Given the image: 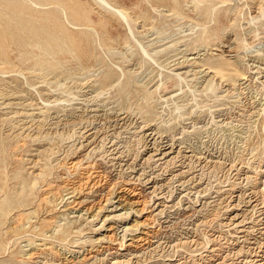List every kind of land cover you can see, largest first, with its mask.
Listing matches in <instances>:
<instances>
[{
  "label": "rangeland",
  "instance_id": "obj_1",
  "mask_svg": "<svg viewBox=\"0 0 264 264\" xmlns=\"http://www.w3.org/2000/svg\"><path fill=\"white\" fill-rule=\"evenodd\" d=\"M105 1L0 0V264H61L43 242L78 264H215L216 243L253 247L264 236L235 239L261 209L245 196L264 181V0ZM161 145L172 162L144 160ZM124 226L147 244L110 255L102 236Z\"/></svg>",
  "mask_w": 264,
  "mask_h": 264
},
{
  "label": "bare ground",
  "instance_id": "obj_2",
  "mask_svg": "<svg viewBox=\"0 0 264 264\" xmlns=\"http://www.w3.org/2000/svg\"><path fill=\"white\" fill-rule=\"evenodd\" d=\"M98 1H101V3L103 4V5H105V4H107L106 3V1L105 0H98ZM260 2V1H259ZM259 4V3H258ZM259 13L257 14V15H254V16H252L251 17V21H254V20H257L258 18L257 17H259V16H264V7H261V8H259ZM116 13H118V14H120V15H123L122 14V11H120V10H117L116 11ZM256 24H257V22H256ZM262 29H264V25H261L260 27L259 26H257V27H255V29L254 30H251V33H252V36H253V38H255V37H257L258 36V30H262ZM30 32V31H29ZM28 32V33H29ZM32 33H34V32H32ZM248 34V33H247ZM28 35V34H27ZM262 35H264V34H262ZM4 38V37H3ZM252 38V37H251ZM258 40V39H257ZM259 40H260V38H259ZM255 41V40H254ZM2 42L4 43V41H3V39H2ZM1 43V42H0ZM245 43V42H244ZM2 44V43H1ZM233 44V43H232ZM40 46V45H39ZM234 46V45H233ZM236 46H238V45H236ZM3 48H4V45H3ZM1 49V48H0ZM240 49V48H239ZM2 50V49H1ZM231 50V49H230ZM2 52V51H1ZM40 60V59H39ZM42 61V63H43V59H41ZM35 63V62H34ZM46 63V62H45ZM37 64V63H36ZM35 64V65H36ZM39 65H41V64H39ZM48 65V64H47ZM49 66H50V64H49ZM45 66H43V68H44ZM42 68V67H41ZM212 68L214 69V67L212 66ZM216 68V67H215ZM46 69V68H45ZM48 69V68H47ZM215 71H218V70H215ZM214 73V72H213ZM179 74V73H178ZM215 75V74H214ZM218 76H220V75H218ZM214 77V76H213ZM176 78V77H175ZM166 83V82H165ZM175 85V79H173V80H171L170 82H167V87H173ZM166 86V85H165ZM254 109V108H253ZM255 113V112H254ZM81 119V118H80ZM68 121V120H67ZM71 121V120H70ZM77 122V121H76ZM83 122V121H82ZM67 125V124H66ZM68 126V125H67ZM84 132V131H83ZM91 135V134H90ZM90 138V137H89ZM93 140V139H92ZM91 142V141H90ZM91 144V143H90ZM173 144V143H172ZM171 144V145H172ZM81 145V144H80ZM173 145H175V144H173ZM84 148V147H83ZM92 149H94V148H92ZM79 150V149H78ZM171 149V147H169V146H160L159 148H157V149H155L154 150V152L155 153H153V154H149L148 156H147V158H144V160L146 159V160H151L152 158H154L155 156H158V158H157V160L159 161V160H164V162H163V164H167L168 162H172V160H174V157L175 156H171L170 157V154H172V151H174V150H172ZM179 150V149H178ZM76 151V150H75ZM89 151V150H88ZM80 152V151H79ZM78 152V153H79ZM87 152V151H86ZM186 152V151H185ZM188 152V151H187ZM88 153V152H87ZM177 153V152H176ZM179 153H180V151H179ZM92 154V153H91ZM177 155V154H176ZM184 155H186V154H184ZM183 156V155H182ZM69 157V156H68ZM82 157V156H81ZM191 157V156H190ZM183 158H185V157H183ZM145 160V161H146ZM154 160H155V158H154ZM156 160V161H157ZM178 161V160H177ZM183 161V160H182ZM61 163V162H60ZM88 163V162H87ZM69 164V163H68ZM73 164V167L75 166V167H78V166H80L81 165V160L79 161L78 159L77 160H74V163H72ZM169 164V163H168ZM172 164H174V163H172ZM170 165H171V163H170ZM86 166V165H85ZM88 166V165H87ZM72 167V168H73ZM74 167V168H75ZM166 167V166H165ZM91 170V169H90ZM170 172V171H169ZM184 172V171H183ZM261 172H264V169H262L261 170ZM95 173V172H94ZM86 174V173H85ZM173 175V174H172ZM37 177V176H36ZM194 178V177H193ZM192 178V179H193ZM153 180V179H152ZM182 180V179H181ZM147 181V180H146ZM172 181V180H171ZM86 182H88V181H86ZM98 182V181H97ZM184 182V181H183ZM261 183H260V185H259V187H260V189L259 190H252V191H250V193H249V195H247V196H245L246 197V199H247V201H246V203H250V205L251 204H253V206H252V209H256L257 208V206L258 205H260L259 206V208H261L257 213H258V218H259V220H257V222L256 223H253V225L252 224H250V225H252V226H250V231H247V229L248 228H242V229H245L247 232H246V234H243L242 236H240V237H237L236 239H235V241H238L239 239H242V241H241V243H246L250 238H249V236H251L252 235V233H254L255 232V234L257 233V234H259V236L260 237H258V238H260L261 239V236H264V181H260ZM95 183V182H94ZM179 183H182L181 181L179 182ZM192 183V182H191ZM77 184H80V183H77ZM92 184V183H91ZM83 186H85V184L83 183L82 184ZM66 186V185H65ZM88 186V185H87ZM95 186V184H93V187ZM155 186V185H154ZM58 187V186H57ZM67 187V186H66ZM86 187V186H85ZM84 187V188H85ZM89 187V186H88ZM64 188V187H63ZM62 188V189H63ZM69 188H71V187H69ZM68 188V189H69ZM74 189H76L75 187H73ZM87 188V187H86ZM85 188V189H86ZM92 188V187H91ZM156 188V187H155ZM55 189V188H54ZM57 189H59V191H61L60 190V188L58 187ZM56 189V190H57ZM93 189V188H92ZM106 189V188H105ZM156 190V189H155ZM53 191V190H52ZM70 191V190H69ZM68 191V192H69ZM72 191V190H71ZM70 191V192H71ZM83 191V190H82ZM125 191H127L126 189H125ZM51 192V191H50ZM54 192V191H53ZM56 192V191H55ZM64 192H65V190H64ZM73 192V191H72ZM75 192V191H74ZM104 192V191H103ZM155 191H153V193H154ZM190 192V191H189ZM66 193H67V190H66ZM82 193V192H81ZM131 193V196H130V198L131 199H135V197H132V196H135V194L137 195V193H133V192H130ZM133 193V194H132ZM44 194H45V192H44ZM53 194V193H52ZM57 194V193H56ZM80 194V193H79ZM101 194V193H100ZM108 194V193H107ZM122 194V193H121ZM124 194V193H123ZM160 194V193H159ZM247 194V193H246ZM57 195H59V194H57ZM61 195V194H60ZM67 195H68V193H67ZM72 195V194H71ZM81 195V194H80ZM86 195V194H85ZM111 194H108L107 196H110ZM112 195H113V193H112ZM111 195V196H112ZM128 195V194H127ZM258 195V196H257ZM49 196V195H48ZM48 196L47 197H45V196H43V198H44V200H46L47 198H48ZM70 196V195H69ZM76 196V195H75ZM77 196H78V194H77ZM102 196V195H101ZM126 196V195H125ZM61 197V196H60ZM72 197V196H71ZM83 197V196H82ZM117 199H118V201H120V200H122V201H125L127 198L125 197V198H123L124 196L123 195H116L115 196ZM143 197V196H142ZM149 197V196H148ZM56 198V197H55ZM69 198V197H68ZM76 198V197H75ZM77 198H79V197H77ZM146 198V197H145ZM168 198V197H167ZM50 199V198H49ZM85 199V198H84ZM102 199V198H101ZM124 199V200H123ZM131 199H129V200H131ZM160 199H161V197H160ZM56 200L57 199H55V202H56ZM78 200V199H77ZM107 200H109V199H106V201ZM150 200V199H149ZM51 201H52V197H51ZM83 201V200H82ZM81 201V202H82ZM127 201V200H126ZM165 201V200H164ZM8 202V201H7ZM68 202V201H67ZM80 202V203H81ZM98 202V201H97ZM162 202V201H161ZM182 202V201H181ZM74 203H75V200L74 201H72L71 202V204H73V206H76V205H79V200H78V202L76 203V205H74ZM84 203V202H83ZM82 203V204H83ZM133 204H138V202L137 201H135V202H132ZM131 203V204H132ZM144 203V202H143ZM158 203H160V202H158ZM49 204H51L50 202H49ZM245 204V203H244ZM67 205H70V204H67ZM92 205V204H91ZM159 205V204H158ZM247 205V204H246ZM106 206V205H105ZM249 206V205H248ZM68 207V206H67ZM77 208H78V206H77ZM97 208H101L100 206L99 207H97ZM115 208V207H114ZM142 208V207H141ZM167 208V207H166ZM170 208V207H169ZM200 208H202V207H200ZM142 210V209H141ZM163 210V209H162ZM164 211V210H163ZM112 212V211H111ZM0 213H2V212H0ZM128 213V212H127ZM135 213V212H134ZM252 213V212H251ZM34 214V213H33ZM69 214V213H68ZM7 215V214H6ZM122 216V215H121ZM128 216V215H127ZM104 217H105V215H104ZM160 217V216H159ZM165 217V216H164ZM261 217V218H260ZM2 218V217H1ZM53 218V217H52ZM60 218H62V217H60ZM92 218H93V216H92ZM105 218H107V219H104L105 221H107V220H109V221H111V222H113V223H115L114 221H116L117 220V218H121V217H118V214H117V216L116 215H113V216H111V217H109L108 215L105 217ZM172 218V217H171ZM257 218V219H258ZM49 219V218H48ZM63 219V218H62ZM61 219V220H62ZM66 219V218H65ZM122 219V218H121ZM120 219V220H121ZM167 219V218H166ZM47 220V219H46ZM49 220H53V219H49ZM78 220V219H77ZM66 221H67V219H66ZM69 221V220H68ZM137 221V220H136ZM135 221V225H133V227H135L136 228V226L138 225V224H136V223H138V222H136ZM242 221V220H241ZM240 221V222H241ZM244 221V220H243ZM242 221V222H243ZM246 221V220H245ZM77 222V221H76ZM143 222V221H142ZM241 222V223H242ZM249 222V221H248ZM248 222H247V224H248ZM251 222V221H250ZM253 222V221H252ZM61 223V222H60ZM66 223V222H65ZM69 223H70V221H69ZM103 223H104V221H103ZM150 223H151V221H150ZM244 223V222H243ZM15 223H13V224H11L10 225V227L8 228V229H11V231L13 230V231H18L20 228H22V225L19 223H17V224H15ZM245 224H246V222H245ZM246 224V225H247ZM241 225V224H240ZM118 226V225H117ZM131 226V225H130ZM109 227V230H110V233L113 231V229H112V227L110 228V226H108ZM115 227V226H114ZM165 227V226H164ZM242 227V226H241ZM244 227V226H243ZM249 227V226H248ZM78 228V227H77ZM100 228V227H99ZM147 228V227H146ZM53 229V228H52ZM58 228H56L55 229V231L57 230ZM134 229V228H133ZM81 230V229H80ZM117 230V229H116ZM136 230V229H135ZM245 230L244 231H240L239 233H245ZM9 231V230H8ZM54 231V232H55ZM77 231V230H76ZM129 231H132V227H131V229H129V228H125V226H124V228H121V232H122V235L120 236V237H115V235H114V233H112V234H108V235H106V236H102V238L103 239H106V241L108 242V244L110 245L111 243H113V242H117L116 244L118 245V247H117V249L116 250H114L113 251V248H111V247H104L105 248V250L107 251V252H109V254L111 255V254H115V253H117L118 251H126L127 253L129 252V254H133V253H135L133 250H130V248H132V247H134V244L135 243H139V242H144V244L146 243L147 244V238H145V239H140V238H138V237H131L130 239H127V240H125V238H126V236L129 234V233H131V232H129ZM152 231V230H151ZM238 231V230H237ZM149 232V231H148ZM148 232H146V233H144V234H147L146 236H148V237H152V235H150ZM46 233V232H45ZM52 233V232H51ZM169 233V232H168ZM17 234V233H16ZM53 236V235H52ZM114 236V237H113ZM228 236V235H227ZM238 236V235H237ZM253 236V235H252ZM251 236V237H252ZM256 236V235H255ZM155 237V236H154ZM220 238V237H219ZM255 238V237H254ZM90 239V238H89ZM103 239H102V241H103ZM96 240V239H95ZM99 240V239H98ZM101 240V239H100ZM129 240V243H126L127 241ZM217 240V239H216ZM226 240V239H225ZM262 241H264V238H262L261 239V241L260 240H258V239H254L253 240V242L252 243H249V244H251V245H253V247H251V248H249L248 246V249H246V251H243V249H242V246L241 247H239L238 249H236L235 247H231V249L229 248V250H228V248L226 249L227 250V253L228 254H226V252H225V254L226 255H224V256H222V254H220L221 252H223L224 251V248L225 247H223V245H221V244H214V246H213V248L212 249H210L209 251H210V254H209V256L207 257L208 258V260L209 261H211V262H217V263H215V264H223L224 262L223 261H225L227 258V256H230V255H232V257H234V258H232V261H238V263L237 264H264V250H262V249H264V243H262ZM26 242V241H25ZM35 242V241H34ZM152 242V241H151ZM160 242V241H159ZM211 242V241H210ZM226 242V241H225ZM230 242V241H229ZM38 243V242H37ZM137 243V244H138ZM213 243H215V242H213ZM29 244V246H31L32 245V243L31 242H29L28 243ZM40 244V246L41 247H43V250L45 249L48 253H49V255L51 254V255H53L54 256V261H59L61 264H78L77 262H80L79 260H76L75 261V259H69L68 257H66L65 256V254L63 253V252H61L60 253V251H57V250H55L54 249V247L50 244V243H46V242H43L42 244L41 243H39ZM136 244V245H137ZM211 244V243H210ZM232 243L230 242V244L229 245H231ZM239 244V243H238ZM142 245V244H141ZM208 245V244H207ZM212 245V244H211ZM27 246V245H26ZM175 246V245H174ZM205 246V245H204ZM234 246V245H233ZM238 246V245H237ZM236 246V247H237ZM246 246V245H245ZM28 247V246H27ZM137 247H139L138 245H137ZM28 248H30V247H28ZM38 248V247H37ZM136 248V247H135ZM211 248V247H210ZM235 248V249H234ZM25 249V248H24ZM42 249V248H41ZM69 249V248H68ZM234 249V250H233ZM35 250H37L35 247H33L32 246V248H30V249H27V251L26 252H24V253H22L21 254V256H20V258H21V260L22 261H25L26 263H32V261L33 260H35L36 261V257H35V255H36V253L38 252H35ZM44 250V251H45ZM88 250V249H87ZM225 250V251H226ZM113 251V252H112ZM208 251V252H209ZM78 252V251H77ZM111 252V253H110ZM133 252V253H132ZM175 253V252H174ZM46 254V253H45ZM85 254V253H84ZM137 254V253H136ZM41 255H42V253H41ZM40 255V256H41ZM90 255V254H89ZM88 255V256H89ZM53 256H52V258H53ZM91 256V255H90ZM175 256V255H174ZM38 257V256H37ZM42 257H44V256H42ZM42 257H41V260H42ZM81 257V256H80ZM95 257V256H94ZM229 258V257H228ZM81 259H82V257H81ZM89 259V258H88ZM206 259V258H205ZM222 260V262H218V260ZM38 260V259H37ZM40 260V261H41ZM87 260V259H86ZM204 260V259H203ZM229 260V259H228ZM240 260V261H239ZM128 261V260H127ZM143 261V260H142ZM227 261V260H226ZM82 262V261H81ZM84 262V261H83ZM138 262V261H137ZM230 262V261H229ZM33 263H35L34 261H33ZM38 263V262H37ZM41 263V262H40ZM86 263V262H85ZM85 263H83V264H85ZM139 263V262H138ZM236 263V262H235ZM44 264V263H43ZM48 264V263H47ZM58 264V263H57ZM111 264H124V261H121V260H119V259H117V258H114L113 260H112V263ZM212 264V263H211ZM229 264V263H228ZM232 264H234V263H232Z\"/></svg>",
  "mask_w": 264,
  "mask_h": 264
}]
</instances>
